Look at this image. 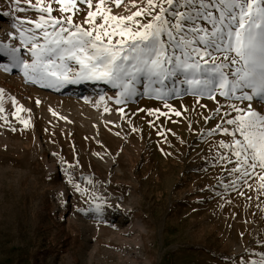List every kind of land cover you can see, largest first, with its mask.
I'll use <instances>...</instances> for the list:
<instances>
[{
    "label": "rangeland",
    "instance_id": "1",
    "mask_svg": "<svg viewBox=\"0 0 264 264\" xmlns=\"http://www.w3.org/2000/svg\"><path fill=\"white\" fill-rule=\"evenodd\" d=\"M25 15L35 18L0 0L5 43L19 46L8 34L18 37L12 24ZM76 83L41 87L19 69L0 68V117L7 116L0 118V264H239L247 249L264 251L256 243L264 237L258 180L240 187L244 195L226 190L220 178L234 177L216 156L229 137L202 135L216 123L203 119L213 101L201 108L191 96L169 100L189 109L178 117L142 88L117 105L110 85ZM97 205L100 212L90 211Z\"/></svg>",
    "mask_w": 264,
    "mask_h": 264
},
{
    "label": "snow or ice",
    "instance_id": "2",
    "mask_svg": "<svg viewBox=\"0 0 264 264\" xmlns=\"http://www.w3.org/2000/svg\"><path fill=\"white\" fill-rule=\"evenodd\" d=\"M12 3L16 12H32L35 18L25 15L12 24L19 35H8L18 39L19 46L0 38V56L8 60L0 64L5 72L19 69L27 81L48 88L78 80L102 81L118 90L117 105L141 94L142 88L144 95L162 101L178 117L189 109L177 110L169 100L191 96L201 108H207L202 100L213 101L216 106L203 119L216 123L202 135L229 137L218 141L216 159L226 175L234 177L228 183L220 178L219 183L244 195L240 187L251 190L249 181L258 180L257 191L264 195V111L253 107V102L264 105V0ZM122 5V11H113ZM80 13L83 19H74ZM3 96L0 89V113L5 111ZM21 110L22 105L17 113ZM140 111L171 118L160 109ZM0 118L7 122V116ZM256 243L264 245V237ZM246 254L239 264H264V251L247 249Z\"/></svg>",
    "mask_w": 264,
    "mask_h": 264
},
{
    "label": "bare ground",
    "instance_id": "3",
    "mask_svg": "<svg viewBox=\"0 0 264 264\" xmlns=\"http://www.w3.org/2000/svg\"><path fill=\"white\" fill-rule=\"evenodd\" d=\"M9 13V12H8ZM4 19H10V14L9 15H3ZM3 63V62H2ZM78 83L72 84V86H77ZM82 86V85H81Z\"/></svg>",
    "mask_w": 264,
    "mask_h": 264
}]
</instances>
